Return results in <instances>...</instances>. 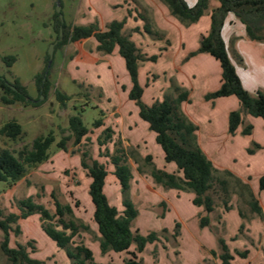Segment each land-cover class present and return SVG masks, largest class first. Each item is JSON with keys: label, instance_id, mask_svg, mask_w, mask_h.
<instances>
[{"label": "rangeland", "instance_id": "1", "mask_svg": "<svg viewBox=\"0 0 264 264\" xmlns=\"http://www.w3.org/2000/svg\"><path fill=\"white\" fill-rule=\"evenodd\" d=\"M146 1L150 7L159 11L160 18L154 19L152 9L142 0H60V11L67 23H95L99 28L104 21L124 19V33L130 35V39L140 50L157 56L155 61L145 60L138 67L142 75L141 86H145L146 104L157 101L155 98L159 91H162L160 100L166 93L175 96L174 86L178 85L188 91V97L193 95L190 97V107L201 110L204 103L203 93L213 91V82L220 76L219 64L213 57L205 53L191 55L198 48L204 20L185 25L167 11L168 8L162 0ZM116 2L121 6L117 7ZM54 11L56 0H0V75L10 81L18 78L33 98L38 96L35 75L44 67L45 54L55 38L52 30ZM138 13L146 17L151 28L162 34L163 38L148 34L143 28L146 21ZM166 14L169 21H164ZM235 40L233 37L228 43V53L234 63L244 64L243 60L239 61L236 57ZM80 43L81 41L68 43L56 50L53 47V63L49 71L52 86L46 98L39 95V100L44 99L42 103L25 106L20 103L5 105L0 102V125L15 119L24 131V135L16 141L0 136V144L17 151L23 145H30L37 135L50 129L57 133L58 139L62 132L63 135L69 132L65 129L67 118L71 114L80 115L90 132L77 145L71 140L68 141L67 151L53 145L49 158L28 168L27 173L15 183L8 185L0 182V210L4 214L18 212L16 200L31 196L53 212L54 205L50 196L53 193L61 203L72 206L73 219L77 224L82 223L88 227L79 228L75 241L87 245L93 251L97 262L119 264L129 254H102L99 250V234L92 219L93 206L87 191V174L79 161L81 151H87L92 158L105 164L108 171L105 194L109 203L121 210L122 196L120 186L112 174L113 165L108 163L106 156L99 154L96 137L100 129L92 127L91 123L102 118L103 123L106 120L113 125L118 117L113 114L114 110L128 112L131 109L137 110L138 107L122 90L123 86L129 85L130 80L118 52L100 61L105 53L96 51L99 58L97 63L91 65L92 68H86L72 58L82 48ZM91 45L87 41L84 47L89 49ZM8 54L16 57L10 67L1 60V56ZM182 71L187 75L184 81L180 79ZM208 79H211L210 82ZM54 87L71 96L64 107L56 101ZM258 90L264 92V83ZM210 116L213 123L219 126V111ZM251 118L254 128L250 135L238 133L227 139V142L223 140L219 147H206L210 150V155H205L215 168L229 170L235 177L247 183L264 211V190L258 187V179L264 173V122L258 117ZM257 141L261 143H258L259 148L255 147ZM122 145L134 152V156L128 159L132 176L134 175L130 180L129 195L138 215L132 221L131 228L142 235L155 232L157 237L147 243V249L139 254V259L147 264H216L218 257L209 251L218 253L219 239H222L232 255L231 264H264V216L252 212L236 192L230 191L226 199L218 191L211 193L214 209L209 214L208 225L201 227L198 214H202L199 212L201 209L203 212V208L200 207L198 211L199 206L192 204L194 193L185 190L176 195L174 190H165L156 185L150 175V164L159 168L163 162L161 155L157 153L159 149L162 151L159 145L154 140L151 143L142 142L140 146L133 143L128 145L122 141ZM107 146L110 150L113 149L112 143L109 142ZM101 149L103 151L104 147ZM144 150L150 152L153 162L145 161V156L142 157L141 154ZM162 197L166 199L163 201ZM161 202H164V206ZM225 205L228 206L227 209ZM17 223L20 234L10 233L11 246L15 243L27 245L32 240L36 247L30 252L32 258L42 260L44 264H72L65 251L58 248L42 231L38 214L20 219ZM1 238L0 230V240ZM245 251L246 255L242 257L239 253ZM0 264H9L1 252Z\"/></svg>", "mask_w": 264, "mask_h": 264}, {"label": "trees", "instance_id": "2", "mask_svg": "<svg viewBox=\"0 0 264 264\" xmlns=\"http://www.w3.org/2000/svg\"><path fill=\"white\" fill-rule=\"evenodd\" d=\"M168 8L169 13L181 23L188 25L197 21L204 10L208 8L209 0H196L195 4L188 6L185 0H162ZM61 4V2H60ZM232 13L243 24L247 37L251 40H264V0H218V5L211 10L210 27L206 34L201 35L198 48L191 52L207 53L219 63L220 84L210 92L204 94L205 100L217 97L234 95L239 102L240 108L231 110L228 113V133L233 135L239 125L243 123V115L249 114L259 117L264 121V92L256 90L248 91L236 72L234 62L228 53L221 30L226 16ZM59 14L54 11L52 30L55 34L54 49L60 48L68 43L80 41L93 37L96 44V51L109 54L117 47L118 54L124 61L131 87L127 93L130 100H133L138 107L139 117L147 122L148 128L155 133V141L161 147L164 160L173 162L178 173H170L163 169L155 168L150 164V175L155 183L164 188H173L178 191L190 190L194 193L191 199L192 204L202 206L205 212L199 217V226L203 227L209 223V213L214 209L213 192H220L226 199L230 191L236 192L238 197L249 205L252 212L264 216L258 200L247 183L235 177L229 170H218L211 160L207 158L196 140L197 126L188 119L181 111L182 101H188V91L182 87L174 86V95L166 93L162 100H157L148 105L142 101L143 87L138 82L139 63L145 60L155 61V54L146 55L130 39V35L124 33L125 20H111L104 29H100L95 23L71 24L67 23ZM143 20L146 17L138 13ZM144 30L158 38L163 35L155 32L146 21ZM61 30V35H60ZM167 42V41H166ZM236 53V52H235ZM239 61L241 57L236 53ZM2 62L10 67L16 60L15 55L8 54L1 56ZM48 53L44 58V67L35 75V85L38 96L33 98L29 95L26 87L21 84L18 78L12 81L0 75V102L5 105L20 103L22 105L37 106L44 101L39 100V95H46L52 86L49 79V71L53 63L47 67ZM53 94L56 101L64 107L71 99V96L54 87ZM102 115V113H101ZM92 127L97 128L104 125L102 118L92 121ZM67 134L60 135L50 129L46 133L37 135L30 145H23L17 151L11 150L0 144V182L11 185L21 179L28 168L45 162L50 155V149L56 148L67 151V143L71 140L74 145L81 142L82 138L90 132V128L83 122L80 115L71 114L67 118ZM252 124L243 125L241 133L250 134ZM114 131L105 126L96 137L99 145V154L106 156L108 163L113 165L112 174L115 176L121 192V210L111 205L104 192V184L107 176L105 164L92 158L87 151L80 153V166L86 171L90 178L88 195L93 205L92 219L96 224L99 234L98 246L102 254L107 252H126L129 257L119 264H147L139 259L137 252H141L147 243L156 240V233L150 232L142 235L131 228L132 221L137 217L138 211L135 208L129 195L130 180L132 179L131 168L128 159L134 156L131 148L124 147L120 137L113 138ZM24 135L23 128L15 119H10L0 125V136L10 141H16ZM111 142L113 149L110 150L107 144ZM102 147L104 150L102 151ZM255 147L260 145L255 143ZM251 153L252 150L248 149ZM151 161V156H145V161ZM233 182L235 184H233ZM258 187L264 190V174L258 179ZM54 211L51 212L42 203L36 202L31 196L16 200L18 212L6 214L0 210V252L6 257L9 264H44V261L32 258L30 252L36 247L32 240L27 245L15 243L10 245V233L20 234L19 219H24L32 214H38L40 227L46 236L53 240L58 248L65 251L72 264H102L94 259L92 250L84 243L76 242L75 236L79 234V228L87 229L86 225L76 223L73 219V209L69 203H61L57 197L50 194ZM164 206V203L161 202ZM227 209L228 206L225 205ZM66 216H69L66 218ZM220 251H209L217 256L219 264H231L232 255L222 239H219ZM134 245V251L130 247ZM28 246L30 250H28ZM239 253V252H238ZM242 257L245 252L239 253Z\"/></svg>", "mask_w": 264, "mask_h": 264}, {"label": "crops", "instance_id": "3", "mask_svg": "<svg viewBox=\"0 0 264 264\" xmlns=\"http://www.w3.org/2000/svg\"><path fill=\"white\" fill-rule=\"evenodd\" d=\"M113 1H119V0H113ZM142 2L144 4H146V6H148V7L151 6L150 4L147 3L146 0H142ZM185 2L187 3L188 6H192L195 4L196 0H185ZM115 5H117V7L121 6L120 3H117V2L115 3ZM217 5H218V0H213V1L209 0L208 8L205 11V15L202 14V16H200V18L197 20L198 22L201 21L202 19L204 20V24L202 25L203 28H201L203 33H201L200 35H204L208 32L209 27H210V13H211V10L214 7H216ZM84 8H85V5H84ZM150 8L152 9L153 18L154 19L160 18L158 16L159 11H156L155 9H153V7H150ZM167 11H168V9H167ZM161 13L164 16L163 9H162ZM162 15L160 14L161 17H162ZM165 16H166V18L164 17L165 18L164 21H169L167 18V14ZM208 17H209V19H208ZM162 19H163V17H162ZM110 21L111 20L104 21L105 23L103 22L100 29H104L106 24ZM161 23H162V26H164L162 20H161ZM78 24H80V23H78ZM196 27H198V26H196ZM221 34H222V38L225 42L227 50L229 49L228 43H230V40L233 37L236 38V40H235L236 42L234 43V46H235L234 49L238 53V55L241 56L242 60L245 62L244 64L234 63L235 68H236V72L240 77L242 85L248 91H250L252 93L255 92L264 83V40L256 41V40L249 39L245 33L243 24L232 13H229L226 16V18L224 20V24L222 26ZM80 41H81L80 44H81L82 48H80V50L72 58L74 60H76L77 62L81 63L82 67L92 68L91 65L96 64L98 59H99L97 57L98 52L96 53L97 42L95 41V39L93 37H89V38H86V39H83ZM87 41H90V43H92V45L90 46L91 48H89V49L84 47V44ZM76 42H72V43H76ZM165 50L167 51L168 47L165 48ZM141 51H142V53H144L146 55H152V54H148V53L143 52L142 49H141ZM116 52H118L117 47H115L114 50L110 54L103 55V57L100 58V61L105 60L106 56H109L111 54L113 55ZM205 54H207V53H205ZM214 60H216V59H214ZM143 62H145V61L140 62V64ZM108 63L110 64L111 62L108 60ZM123 63H124V61H123ZM219 69H220V66H219ZM220 72H221V69L219 71V75H220ZM181 75L182 76L180 77V79L182 81H184V77H186L187 75H186V73H183V71H182ZM141 78H142V75L140 74V71L138 68V82L139 83L141 82L140 81ZM217 79L218 78H215V81L213 82V85H215L214 90L220 84V76H219V79L218 80ZM210 80L211 79H208V82H210ZM193 81H194V79H193ZM182 83H184V82H182ZM140 85H141V83H140ZM130 87H131V82L129 83V85L123 86L122 90L124 92H126V94H127ZM144 87L145 86H143V93H142L141 98H142V101L144 100V103L146 104L145 90H144L145 88ZM161 94H162V91H159L155 99L160 100L161 96H162ZM204 94H205V92L203 93V98H204ZM192 96L193 95H189L188 101L181 102L180 107H181L182 111L184 112V114L188 117V119L190 121H192L197 126V129L195 131L197 143L200 146V148L202 149V151H204V153H207V155L209 154L208 151H210V150H208L206 147H219L220 145H222L221 142L223 140H225L227 142V139L235 137L238 133H241L242 127H243V125H245L244 124L245 122L250 123V124L253 123V120L251 118L253 116H251L249 114L243 115V123L241 125H239L238 128L236 129L235 133L233 135H231L228 133V130H227V128H228V113L231 110H235V109L239 108L240 105H239L238 99L234 95L217 97V98H214L211 100L203 99L204 103L202 105V109L197 110V109H192L190 107V106H192V99L190 98ZM217 111H219V113L221 114V123L219 124V126L216 125L215 123H213L211 116H210V114L211 115L216 114ZM113 114L118 116L117 121L114 122L115 124H113V125L109 124L105 120L104 125L97 127L100 129V132L105 126H109L114 131L113 138L114 137H120L122 139V141L128 145H132V143H133L137 146H140L142 142L149 141L151 143L153 140L155 141V133L148 128L147 122H145L144 120H142L139 117L138 108H137V110L131 109L128 112H126L125 110H122V109H117V110L113 111ZM253 128H254V126L252 124V130H251L250 134L252 133ZM250 134H247V135H250ZM155 143H156V141H155ZM257 143H260V142L257 141ZM214 149H216V148H214ZM157 153L159 156L161 155L160 157H162L163 162H166L164 160L163 151H160V149H159V152H157ZM141 154H142V157L150 155L151 161L153 162L154 158L148 150H144L143 152H141ZM163 162L161 163V166L158 169H163V170L170 172V173H178L176 171V166L173 162H166V163H163ZM172 163L174 165H172ZM131 172H132V169H131ZM133 177H134V175L132 176V178ZM89 182H90V178L87 176V190H88ZM156 185H159V184L156 183ZM159 187H161L165 190H167V189L174 190L176 192V195H178V192H179V194L182 193V191H178V190L173 189V188H164L161 185H159ZM104 192H105V184H104ZM165 199L166 198L162 197L163 201ZM166 206H167V204L165 203V210H166ZM200 207L203 208L202 206H199L198 211H199ZM118 210H120V209H118ZM199 213H202V214H198L200 216L205 214L204 210L202 212V209H201V212H199ZM164 214H165V212H163L162 215H164ZM132 246H134V245H132ZM132 246L130 247V250H131ZM146 249H147V244L145 245L144 249L141 252L137 253V256L139 257L140 256L139 254H143V252H145ZM133 250H134V247H133ZM216 264H219V260Z\"/></svg>", "mask_w": 264, "mask_h": 264}, {"label": "water", "instance_id": "4", "mask_svg": "<svg viewBox=\"0 0 264 264\" xmlns=\"http://www.w3.org/2000/svg\"><path fill=\"white\" fill-rule=\"evenodd\" d=\"M56 12H60V0H56ZM60 19L62 18L61 14H59ZM60 35H61V30H60ZM53 47H54V42H52L49 46L48 49V62H47V67L50 65L52 56H53Z\"/></svg>", "mask_w": 264, "mask_h": 264}]
</instances>
